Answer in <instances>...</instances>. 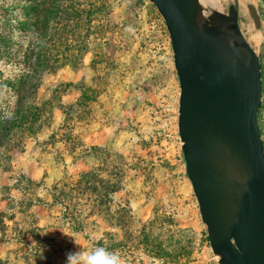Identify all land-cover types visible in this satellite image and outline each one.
<instances>
[{"label": "rangeland", "instance_id": "374dc122", "mask_svg": "<svg viewBox=\"0 0 264 264\" xmlns=\"http://www.w3.org/2000/svg\"><path fill=\"white\" fill-rule=\"evenodd\" d=\"M243 1L256 16L243 8L238 26L261 63L264 142V0ZM231 4L212 0L211 22L239 43ZM240 51L231 72L251 85ZM179 91L151 1L0 0V246L13 264L94 248L123 264H219L187 177ZM37 198L41 216L28 207Z\"/></svg>", "mask_w": 264, "mask_h": 264}, {"label": "water", "instance_id": "95a60500", "mask_svg": "<svg viewBox=\"0 0 264 264\" xmlns=\"http://www.w3.org/2000/svg\"><path fill=\"white\" fill-rule=\"evenodd\" d=\"M164 20L179 82L178 133L187 177L219 264H264L262 70L236 21L223 41L211 0H149ZM231 48L247 50L253 83H234Z\"/></svg>", "mask_w": 264, "mask_h": 264}, {"label": "crops", "instance_id": "0c3cea01", "mask_svg": "<svg viewBox=\"0 0 264 264\" xmlns=\"http://www.w3.org/2000/svg\"><path fill=\"white\" fill-rule=\"evenodd\" d=\"M219 1H220V3L222 2V0H219ZM226 1L227 2L232 1V4L229 6V9H228V14H226V16H225L226 19H229L232 22L236 21V23L239 25L240 20H241V12H242V9L244 8L246 11H249L248 15L252 18V24L253 25L257 24L256 20H255L256 16L254 15V13L252 11L253 10L252 7L249 6L248 3H245V1H243V0H226ZM242 17H243V15H242ZM240 31H242V28L240 29ZM2 183H3V185L7 184V183H5V181H2ZM35 201L32 200V203L28 207H30L32 210H35V212L38 211V216H41L42 215V211L44 210V207H42L39 202H37V201L35 202ZM4 202H6V204L8 203L7 200L4 201ZM40 210H41V213L39 212ZM27 240H29V239H27ZM21 241L22 240H20V241L15 240V242H19V243ZM26 242L27 241H25V243ZM2 243H4V245L7 244L6 240H3V242H1L0 245H2ZM11 258L12 257H10V253L7 251V249L6 250H4V249L2 250V247L0 246V260L2 261L1 264H13ZM66 259L67 258L63 259L62 257H59V259H57V260L55 259L53 261V263H51V264H66ZM15 261H17V260H15Z\"/></svg>", "mask_w": 264, "mask_h": 264}, {"label": "clouds", "instance_id": "9594fccd", "mask_svg": "<svg viewBox=\"0 0 264 264\" xmlns=\"http://www.w3.org/2000/svg\"><path fill=\"white\" fill-rule=\"evenodd\" d=\"M66 264H123L119 254L105 248L78 250L67 254Z\"/></svg>", "mask_w": 264, "mask_h": 264}, {"label": "bare ground", "instance_id": "6f19581e", "mask_svg": "<svg viewBox=\"0 0 264 264\" xmlns=\"http://www.w3.org/2000/svg\"><path fill=\"white\" fill-rule=\"evenodd\" d=\"M211 3H212V0H211ZM228 51H229V55L231 56L232 59L237 60V61H241L242 52L239 49L231 48ZM232 78H233L234 83H236V84H238L241 81L238 74H235V75L233 74Z\"/></svg>", "mask_w": 264, "mask_h": 264}, {"label": "trees", "instance_id": "16d2710c", "mask_svg": "<svg viewBox=\"0 0 264 264\" xmlns=\"http://www.w3.org/2000/svg\"><path fill=\"white\" fill-rule=\"evenodd\" d=\"M264 143V142H263ZM184 158V155H183ZM185 160V159H184ZM11 200V199H10ZM37 202L41 203V199L37 198L36 199ZM52 204H59V205H63L65 203L64 198H62V195L57 194L55 192L52 193Z\"/></svg>", "mask_w": 264, "mask_h": 264}]
</instances>
